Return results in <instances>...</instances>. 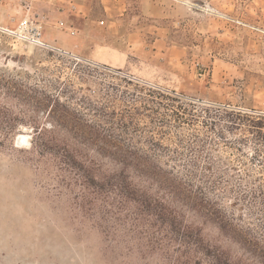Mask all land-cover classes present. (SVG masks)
<instances>
[{"label":"rangeland","instance_id":"obj_1","mask_svg":"<svg viewBox=\"0 0 264 264\" xmlns=\"http://www.w3.org/2000/svg\"><path fill=\"white\" fill-rule=\"evenodd\" d=\"M181 1L129 2L127 33L102 42L120 57L110 65L93 54L88 33L71 35L59 0H0V264H226L203 242L188 260L185 240L205 237L236 258L244 251L221 217L248 236L264 231L250 210L251 178L264 170V0H197L195 9ZM32 18L43 43L29 32ZM82 130L174 184L175 197L130 170L193 227L190 237L177 234L170 258L141 253L133 240L116 246L75 206L70 174L56 164L63 146L43 150L50 134L104 169L123 167L72 137Z\"/></svg>","mask_w":264,"mask_h":264},{"label":"trees","instance_id":"obj_2","mask_svg":"<svg viewBox=\"0 0 264 264\" xmlns=\"http://www.w3.org/2000/svg\"><path fill=\"white\" fill-rule=\"evenodd\" d=\"M67 120V117L63 119V121ZM258 123L264 129V117ZM48 132L45 133L47 136ZM73 133L72 137L80 142L84 141L85 144H87L86 141H90L87 145L95 146L97 151L101 148L105 153H112L114 161L123 166H120L122 168L118 170L104 169L100 162L89 158L80 148L76 147L77 143L59 142V139L49 132L48 137L50 138L46 139L47 144H44L43 150L46 152L50 147L49 144L53 142H56L57 146H63V148L60 147L62 152L55 154L58 160L56 164L63 173L70 174L68 185L75 193V206L86 218L99 226L105 235L113 236L116 246L133 240L141 253L148 251L164 256L165 259L170 258L172 250L175 249L177 234L182 233L183 236L190 237L193 227L185 223L181 211L159 192H153L150 188L135 182L130 170L134 169L137 173H144L143 177L155 181L159 189L168 191L169 194H172L174 184L165 176L145 170L149 169L148 162L138 157L136 153L133 157L127 156L123 146L112 145L107 140H100L102 138L97 132L82 130ZM37 134H42V130H37ZM250 183L257 188L253 193L254 206L250 208L251 215L254 218L260 215L259 224L264 227V170L261 176L251 178ZM172 195L175 197L174 193ZM185 199L180 196L176 198L183 203L187 202ZM206 206L203 203V207L206 208ZM205 217L208 216L205 215ZM229 222L221 217L220 227L222 230L224 228L232 230V233H229L231 239L243 249L244 255L234 258L233 254L227 252L222 246L213 245L205 237L199 236L197 246L188 245L189 242L185 240V246L189 249L186 255L188 260H192L197 255L200 243L203 242V245L206 243L207 246L206 254L214 249L213 256L225 257L226 264H249L245 252L260 264H264V231L255 233L258 230L254 229L255 235L248 236ZM177 224H180L182 228H178ZM176 259L179 260L178 257Z\"/></svg>","mask_w":264,"mask_h":264},{"label":"crops","instance_id":"obj_3","mask_svg":"<svg viewBox=\"0 0 264 264\" xmlns=\"http://www.w3.org/2000/svg\"><path fill=\"white\" fill-rule=\"evenodd\" d=\"M47 3H51L52 0H45ZM62 4L56 8L60 13L62 21L69 19V30L71 35H77V33H88V46H96L93 50V54L97 59H101L110 65H117L119 62V55L116 53L115 47H105L102 43L105 41V35L112 36L115 33L123 34L127 30L124 28V20L128 3L135 0H59ZM181 1V0H174ZM197 0H182L189 9H195ZM28 2V1H27ZM30 2V1H29ZM32 2V1H31ZM200 4L201 0L198 1ZM29 4V3H28ZM30 6V5H28ZM99 7V12H96V7ZM203 8V7H202ZM201 8V9H202ZM49 16V15H48ZM46 16V17H48ZM78 28V29H77ZM103 31V37L100 40L96 38V32L94 29ZM129 31V36H133L135 33ZM128 38V37H127ZM118 58V59H117Z\"/></svg>","mask_w":264,"mask_h":264},{"label":"built area","instance_id":"obj_4","mask_svg":"<svg viewBox=\"0 0 264 264\" xmlns=\"http://www.w3.org/2000/svg\"><path fill=\"white\" fill-rule=\"evenodd\" d=\"M27 27L29 32L32 34V38L38 43H43L42 38L44 36V32L38 22L32 18L30 22H28Z\"/></svg>","mask_w":264,"mask_h":264}]
</instances>
